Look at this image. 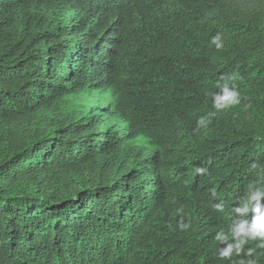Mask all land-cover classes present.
Listing matches in <instances>:
<instances>
[{
  "label": "trees",
  "instance_id": "trees-1",
  "mask_svg": "<svg viewBox=\"0 0 264 264\" xmlns=\"http://www.w3.org/2000/svg\"><path fill=\"white\" fill-rule=\"evenodd\" d=\"M260 217L264 0H0V264H264Z\"/></svg>",
  "mask_w": 264,
  "mask_h": 264
},
{
  "label": "clouds",
  "instance_id": "clouds-1",
  "mask_svg": "<svg viewBox=\"0 0 264 264\" xmlns=\"http://www.w3.org/2000/svg\"><path fill=\"white\" fill-rule=\"evenodd\" d=\"M218 47H219V45H218ZM261 220H264V217H260V218H258L256 221H254V224H256V223H260ZM260 234H261V235H264V233H260ZM231 252H232V249L229 248L228 250H226L225 252H223L222 255H223L224 257H226V256L230 255Z\"/></svg>",
  "mask_w": 264,
  "mask_h": 264
}]
</instances>
